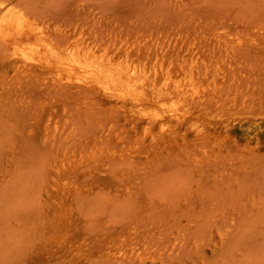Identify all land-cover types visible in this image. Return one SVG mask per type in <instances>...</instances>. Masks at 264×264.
<instances>
[{"label":"rangeland","instance_id":"obj_1","mask_svg":"<svg viewBox=\"0 0 264 264\" xmlns=\"http://www.w3.org/2000/svg\"><path fill=\"white\" fill-rule=\"evenodd\" d=\"M180 1L19 2L59 19L65 32L78 20L100 36L195 29L236 47L234 78L246 70L259 82L203 131L208 139L186 125L170 140L157 137L161 128L135 131L103 93L45 85L38 99L39 77L0 72V264H264V0ZM57 101L72 128L56 141L30 132L33 109ZM96 167H107L120 190L98 184ZM78 220V253L47 262L67 239L64 224Z\"/></svg>","mask_w":264,"mask_h":264},{"label":"bare ground","instance_id":"obj_2","mask_svg":"<svg viewBox=\"0 0 264 264\" xmlns=\"http://www.w3.org/2000/svg\"><path fill=\"white\" fill-rule=\"evenodd\" d=\"M19 2L0 0V49L3 48L0 72L14 69L28 79L39 77L35 79L39 81L37 93L31 94L38 99L42 98L40 92L45 85L53 89L63 86L72 94L95 91L113 98L117 112L135 131L142 126L145 134H154L155 129L161 128L157 137L170 136L173 140L180 134L176 128L187 125L197 132L196 139H208L203 131L217 122L222 110L237 109L240 96L257 91L258 72L243 70L234 78L241 64L236 47L227 46L219 38L203 39L195 35V29L184 32L182 26L173 25L169 34L158 31L155 35L154 30L147 34L137 31L136 26L132 32L135 35L102 32L100 36L78 20L73 29L69 26L65 32L59 19L41 17L30 12L32 8L28 11L31 5L26 9V4ZM184 2L181 0L179 4ZM96 13L91 12L90 17H96ZM103 22L100 17L98 23L104 26ZM146 35L148 39L144 38ZM255 102L246 97L244 105ZM65 111L60 101L33 109L36 120L30 132H52L50 139L56 141L67 127L72 128V122L60 118ZM129 156L138 158L133 153ZM89 172L99 178L98 184L120 190L117 178L107 167L89 168ZM63 197L66 199L68 195ZM79 224L80 220L72 226L64 224L67 239L59 253L45 258L47 262L66 261L78 253Z\"/></svg>","mask_w":264,"mask_h":264}]
</instances>
